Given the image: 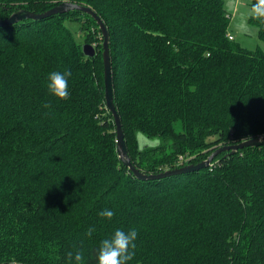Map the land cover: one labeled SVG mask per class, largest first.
<instances>
[{
    "label": "trees",
    "instance_id": "1",
    "mask_svg": "<svg viewBox=\"0 0 264 264\" xmlns=\"http://www.w3.org/2000/svg\"><path fill=\"white\" fill-rule=\"evenodd\" d=\"M62 2L106 26L113 103L140 172L196 165L264 135V51L228 39L225 0H0V20ZM247 24L264 44V17ZM64 70L70 94L57 100L47 76ZM103 74L100 30L85 13L0 28V264H75L77 251L96 264L116 229L137 230L128 264H264V146L140 181L118 158Z\"/></svg>",
    "mask_w": 264,
    "mask_h": 264
},
{
    "label": "water",
    "instance_id": "2",
    "mask_svg": "<svg viewBox=\"0 0 264 264\" xmlns=\"http://www.w3.org/2000/svg\"><path fill=\"white\" fill-rule=\"evenodd\" d=\"M71 11H80L82 13H85L93 18V20L98 25V29L100 30V34L102 37V61H103V80H104V100H105V109L108 111V113L111 114L113 118V124L115 127V134H116V152L118 155L119 160L122 162V164L128 168V170L133 174V176L140 180V181H150V180H160L164 178H168L174 175H179L182 173H186L192 170H199L207 168L211 165V162L219 156L221 153H227V155H233L238 150H241L243 148L248 147H258V146H264V135L253 137L247 140H244L236 145L232 146H225V147H219L214 152L210 154V156L204 160L203 162H200L196 165H188L184 166L182 168L173 169V170H165L158 174H145L137 170L131 163L125 142H124V136L123 131L121 127V122L119 115L115 109L114 103H113V95H112V82H111V64H110V55H109V35L106 29L105 24L101 20L99 16L90 8L87 6L78 5L71 2H62L51 8L50 10H47L46 12L36 14L33 12H29L26 10H17L11 16L5 20H0V28L11 26L14 24H17L19 22H22L24 20H33V21H39L43 20L55 15H62L67 12ZM82 51L85 56L87 57H93L95 54L94 48L89 44H84L82 46Z\"/></svg>",
    "mask_w": 264,
    "mask_h": 264
},
{
    "label": "clouds",
    "instance_id": "3",
    "mask_svg": "<svg viewBox=\"0 0 264 264\" xmlns=\"http://www.w3.org/2000/svg\"><path fill=\"white\" fill-rule=\"evenodd\" d=\"M252 14L264 17V0H257L253 7ZM240 30H246L247 25L241 22L237 26ZM72 76L71 70L52 71L47 76L48 94L57 100H67L69 98V78ZM48 107L49 105H45ZM101 218L111 219L114 212L111 210H102L98 213ZM95 228H89L87 235L90 237ZM138 233L136 229L125 232L122 229H116L114 234L102 240L96 254V264H128L135 256V241ZM68 259H73V253H68ZM75 264H82L83 254L77 251L74 256Z\"/></svg>",
    "mask_w": 264,
    "mask_h": 264
},
{
    "label": "rangeland",
    "instance_id": "4",
    "mask_svg": "<svg viewBox=\"0 0 264 264\" xmlns=\"http://www.w3.org/2000/svg\"><path fill=\"white\" fill-rule=\"evenodd\" d=\"M252 10L253 9L249 5V0H245L243 4H240L238 7V18H241V22L243 21L246 23L247 28L246 30L242 31L237 27L238 25H230L228 28V33L233 36L234 40L239 43L244 49L253 51L257 47H259L264 51V44L259 42L256 37V28L247 24V22L245 21L246 18L248 19L249 17L254 16V14H252ZM66 26L73 33L76 41L83 46L85 43L83 42V34L79 31V26L74 23H67ZM176 130H179V126H176Z\"/></svg>",
    "mask_w": 264,
    "mask_h": 264
},
{
    "label": "crops",
    "instance_id": "5",
    "mask_svg": "<svg viewBox=\"0 0 264 264\" xmlns=\"http://www.w3.org/2000/svg\"><path fill=\"white\" fill-rule=\"evenodd\" d=\"M244 1L245 0H225V5H226V8L228 10V13L231 15L230 25L237 26L240 24L241 18H238V7L240 4H243ZM245 21L247 22V18ZM256 33H257V30H256L255 34ZM231 37L233 38V36H231ZM233 40H234V38H233Z\"/></svg>",
    "mask_w": 264,
    "mask_h": 264
},
{
    "label": "built area",
    "instance_id": "6",
    "mask_svg": "<svg viewBox=\"0 0 264 264\" xmlns=\"http://www.w3.org/2000/svg\"><path fill=\"white\" fill-rule=\"evenodd\" d=\"M228 39H229V40H232L233 38L229 35V36H228Z\"/></svg>",
    "mask_w": 264,
    "mask_h": 264
}]
</instances>
